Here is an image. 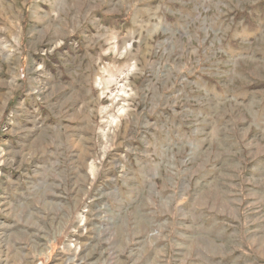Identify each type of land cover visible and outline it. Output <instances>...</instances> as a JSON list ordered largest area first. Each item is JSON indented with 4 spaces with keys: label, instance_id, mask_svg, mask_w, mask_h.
<instances>
[{
    "label": "rangeland",
    "instance_id": "1",
    "mask_svg": "<svg viewBox=\"0 0 264 264\" xmlns=\"http://www.w3.org/2000/svg\"><path fill=\"white\" fill-rule=\"evenodd\" d=\"M0 264H264V0H0Z\"/></svg>",
    "mask_w": 264,
    "mask_h": 264
}]
</instances>
